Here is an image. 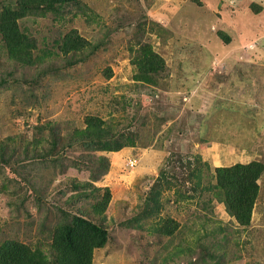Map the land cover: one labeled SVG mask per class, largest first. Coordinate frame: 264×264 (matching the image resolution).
Wrapping results in <instances>:
<instances>
[{
    "label": "rangeland",
    "instance_id": "obj_1",
    "mask_svg": "<svg viewBox=\"0 0 264 264\" xmlns=\"http://www.w3.org/2000/svg\"><path fill=\"white\" fill-rule=\"evenodd\" d=\"M80 2L86 13L70 5L57 17L19 20L36 38L33 66L20 69L0 42V245L15 239L51 255L47 226L62 209L107 231L92 264H264V171L248 226L210 193L178 198L191 191L197 155L211 169L264 164V0ZM70 28L96 48L62 55L56 42ZM143 41L166 65L153 82L138 79L132 63ZM90 115L134 142L96 150L109 167L94 181L93 150L68 147ZM52 135L55 157L48 155ZM162 167L172 186L150 211ZM85 181L100 190L80 185ZM104 187L110 199L97 213ZM201 216L208 229H223L199 239Z\"/></svg>",
    "mask_w": 264,
    "mask_h": 264
},
{
    "label": "trees",
    "instance_id": "obj_2",
    "mask_svg": "<svg viewBox=\"0 0 264 264\" xmlns=\"http://www.w3.org/2000/svg\"><path fill=\"white\" fill-rule=\"evenodd\" d=\"M70 5L75 6L79 11L87 12L82 9L84 4L80 0H7V3L0 9V42L1 46L7 49V56L14 60L20 69L29 68L37 63V57L33 54L37 49V42L35 37L28 35L19 27V20L27 16H45L46 14L57 17L60 8ZM221 34L226 38L224 33ZM56 43L62 55L81 53L86 48L90 50L96 48V45L82 36L76 28L66 31ZM135 50L132 63L136 68V77L143 81L153 82L156 76L166 69L163 57L155 52L148 42H140ZM1 78L0 84L5 81L4 76ZM52 137L53 142H50L48 155L55 157L60 148L56 150L57 136L52 135ZM133 143L131 137L128 138L123 133L114 135L109 122L105 125L101 118L92 115L85 118L84 128L75 130L68 138V147L85 145L93 150L88 158L91 163L89 179L92 181L106 173L109 167L105 155H96V150L118 151ZM168 158L171 157L168 156ZM74 165L79 166L78 162H74ZM263 171L264 164L258 160L236 162L211 169L206 161H202L197 155L193 160V167L188 172L191 191L183 195L179 194L181 191L178 190V198L201 199L204 193H210L223 203L224 209L239 225L248 226L259 190L257 180ZM80 185L91 186L93 191L100 190L92 186L89 181ZM80 185L77 184L76 187ZM171 186L169 170L162 167L147 199V202L153 205L150 211L158 209L162 191ZM109 199L110 190L104 187L101 198L95 202V211L104 212ZM59 211L62 213L60 220L47 226L51 255L45 253L38 245L33 247L19 240L7 239L0 245V264H92L93 251L105 245L107 231L101 225L82 215L67 214L62 209ZM201 218L204 223V216ZM45 223L46 220L43 219L44 226ZM202 226L205 235L203 231L198 235L199 239L200 236L205 237L206 234L212 233L215 228L216 230L223 229L222 226L208 229L205 223Z\"/></svg>",
    "mask_w": 264,
    "mask_h": 264
}]
</instances>
